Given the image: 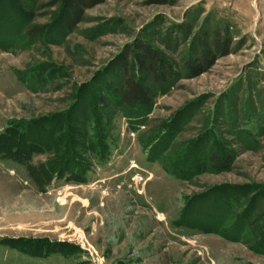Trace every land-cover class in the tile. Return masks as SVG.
I'll use <instances>...</instances> for the list:
<instances>
[{
	"label": "rangeland",
	"instance_id": "obj_1",
	"mask_svg": "<svg viewBox=\"0 0 264 264\" xmlns=\"http://www.w3.org/2000/svg\"><path fill=\"white\" fill-rule=\"evenodd\" d=\"M161 1L108 0L68 31L62 0H0V264H264L256 234L238 241L232 217L217 233L193 226L229 193L264 206V0ZM215 32L230 54L194 76ZM138 42L177 76L149 79L152 106L127 112L109 92ZM82 111L74 174L41 190L12 156L33 130L48 143ZM213 153L234 157L228 171L207 162Z\"/></svg>",
	"mask_w": 264,
	"mask_h": 264
},
{
	"label": "trees",
	"instance_id": "obj_2",
	"mask_svg": "<svg viewBox=\"0 0 264 264\" xmlns=\"http://www.w3.org/2000/svg\"><path fill=\"white\" fill-rule=\"evenodd\" d=\"M37 2V0H31ZM108 0H62L61 10L63 11V22L66 25L67 30H72L79 25L82 21L84 12L90 8H94L99 4H103ZM161 2H165L162 0ZM39 31L37 29H31L27 32V36L30 40H34L38 36ZM230 39H222L218 32L212 34V44L210 48H204L202 53V59L190 67L194 76H200L207 72L215 63L217 56H228L230 54ZM134 56L131 64H124L121 73L116 74L113 79L114 88L109 92L113 98H115V104L124 109L127 112H139L140 110L148 109L152 106L154 101V94L147 85V81L151 79V82L156 86H168L177 76V70L175 66H172L163 54L154 49L151 45L138 42L133 46ZM104 100V101H103ZM106 100L102 99L103 103ZM97 103L96 105H99ZM87 107H85L86 111ZM84 111L81 114L76 115L74 118V125H68L67 127L59 125L53 128V134L51 141L47 143L44 138L45 130H33L30 137L27 138L29 146L25 148L23 157L12 156L15 160L19 161L22 165H26V169L30 175H32L33 181L36 185L43 190L50 182L56 177L65 178L66 174L71 170L74 174V166H76L75 159L67 158L69 151H73L75 146V139L82 136L81 131L75 129V125L79 122L82 124L86 121V114ZM88 118V117H87ZM103 115L100 114L96 117L95 126L92 128L97 134V138H103L104 129L101 128ZM78 122V123H77ZM65 130L69 129L68 135H61ZM59 129V130H58ZM59 134V135H58ZM83 137H81L82 139ZM104 139L99 142V147L105 148ZM35 155H48L54 156V159L47 160L46 162L39 163L35 166L30 164V160ZM204 156V155H203ZM202 156V159H203ZM10 158V157H9ZM11 158V159H12ZM223 158L218 157L213 153L207 158V162L212 164L213 168L221 169L222 171H228L229 167L234 162V157H228L225 161ZM180 161V159H179ZM188 161V160H187ZM199 161V160H198ZM201 161V160H200ZM187 163V162H186ZM193 163L198 164L197 161ZM85 165L83 162L81 163ZM188 166V164H187ZM73 169V170H72ZM41 175L40 176L38 175ZM57 175V176H55ZM52 176V177H51ZM55 176V177H54ZM257 198H250V194L247 192L236 194H228V197H220L216 201H210L209 211L204 209L200 218L207 221H200L197 225L193 223V226H197L200 229H207V223L214 225L217 230H212L214 233L221 231L224 223L228 217H232L234 220L233 225L228 226L237 238V240H243V237L248 233H255L254 240H257L259 250H264V206L259 204ZM226 218V219H225ZM203 222V223H202ZM261 224V227L258 226ZM260 229V230H259ZM222 235H224L222 233ZM261 248V249H260Z\"/></svg>",
	"mask_w": 264,
	"mask_h": 264
}]
</instances>
